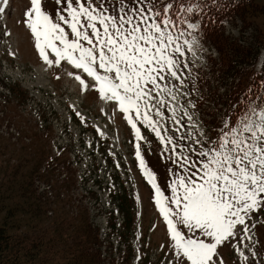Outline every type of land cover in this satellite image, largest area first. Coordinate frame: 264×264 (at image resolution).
Listing matches in <instances>:
<instances>
[{
    "label": "rangeland",
    "instance_id": "374dc122",
    "mask_svg": "<svg viewBox=\"0 0 264 264\" xmlns=\"http://www.w3.org/2000/svg\"><path fill=\"white\" fill-rule=\"evenodd\" d=\"M43 3L50 14L64 7L55 0ZM0 6L5 8L0 13V225L9 220L11 208L29 203L28 213L12 220L18 232L47 227L53 219L65 217L61 215L65 212L76 219H69L75 227L89 224L93 236L103 243L102 264H113L114 259V264H169L170 233L155 203V189L139 166L136 145L161 190L171 197L177 176L187 175L176 163V154L197 159L190 151L201 149L195 140L202 139L201 132L214 139L226 113L224 105L217 106V92L223 91L218 82L219 53L202 32L198 39L203 51L194 48L195 55L179 58L183 84L166 76L148 107L141 102V112L147 111L165 139L133 110L132 119L142 137L138 139L129 113L121 111L118 101L103 97L98 82L67 60L49 65L39 55L24 23L30 0H8L7 5L0 0ZM106 7L111 11L110 5ZM242 26L240 21L227 22L225 29L246 43L258 44L259 37L264 38L260 19L250 29ZM180 28L186 30L187 38V26ZM65 29L74 39L71 30ZM49 58L55 59L50 50ZM43 153L45 157L39 159ZM19 154L28 165L17 168ZM58 156L66 157L64 167ZM33 168L38 171L29 182ZM125 193L128 204L123 202ZM123 211L136 215L132 229L124 228ZM253 223L256 227L247 234L238 225L236 235L218 246L223 264H264V210L252 215L249 227Z\"/></svg>",
    "mask_w": 264,
    "mask_h": 264
},
{
    "label": "snow or ice",
    "instance_id": "6c2138e0",
    "mask_svg": "<svg viewBox=\"0 0 264 264\" xmlns=\"http://www.w3.org/2000/svg\"><path fill=\"white\" fill-rule=\"evenodd\" d=\"M4 3L7 5L8 0ZM55 3L64 7L50 14L43 0H30L24 14V23L34 36L39 55L49 65L67 60L98 82L99 93L118 101L121 111L129 113L128 121L136 129L138 139L142 137L132 119L133 110L136 116L143 115L149 127L164 140L147 111L141 112V102L148 107L149 100L154 98L152 93L161 89L160 81L166 76L183 84L178 75L182 62L179 58L186 53L195 55L194 48L203 51L198 39L201 22L211 19L212 8L222 10L221 0ZM106 5H110L111 11ZM4 11L0 6V13ZM181 23L189 30L187 38ZM65 26L74 39L69 38ZM49 50L55 59L49 58ZM76 79L88 87L80 76ZM258 98L264 104V93ZM237 103L241 110L236 115L230 110L221 118L214 139L199 134L202 139L195 143L201 149L197 152L190 148L197 159L176 154V163L187 175L177 176L171 197L161 190L141 156L139 143L136 145L139 166L155 189V203L170 233L169 264H223L218 246L236 235L238 225L245 234L249 233L256 224L249 227L248 221L254 213L264 210V106H253L243 95ZM231 109H236V104ZM204 144L211 147L204 148ZM175 148L173 145V152Z\"/></svg>",
    "mask_w": 264,
    "mask_h": 264
},
{
    "label": "trees",
    "instance_id": "16d2710c",
    "mask_svg": "<svg viewBox=\"0 0 264 264\" xmlns=\"http://www.w3.org/2000/svg\"><path fill=\"white\" fill-rule=\"evenodd\" d=\"M221 8V11L211 9V19L201 22L202 32L210 45L219 53L218 82L223 91L217 92V106L224 105L225 114L231 110L233 115H236L241 110V105L237 102L242 95L247 97L253 106H264L262 100L258 98L264 93V62L260 70L257 69L264 38L260 36L258 44L243 42L227 34L225 23L240 21L243 29H250L259 19L264 24V0H221ZM193 22L196 20L194 19ZM180 26L186 27L183 23ZM261 31L262 35L263 30ZM249 88L251 93L248 92ZM233 104H236L234 110L231 109ZM1 148L4 150L2 146ZM17 157L20 160V154ZM43 157H45L44 153L39 159ZM56 159L63 167L67 164L65 156H58ZM24 164H29L26 158L20 160L17 168ZM37 171L33 168L28 172L29 182ZM123 202L125 204L130 202L126 193ZM28 207H30L29 203L22 204V208H11L12 215L9 216V220H5L0 225V264H97L98 262L102 264L101 262L105 261L103 243H100L98 236H93L89 224L77 228L74 222L69 220L76 219L70 218L65 212L61 213L65 217H60L57 221L53 219L52 224L47 227L18 232L12 220L21 218L23 212L28 213L26 212ZM123 215L124 228L132 229L135 215L124 211ZM95 237L96 241H94ZM127 241L130 255H133L132 243L129 238ZM115 261L114 259L110 262L114 264Z\"/></svg>",
    "mask_w": 264,
    "mask_h": 264
}]
</instances>
